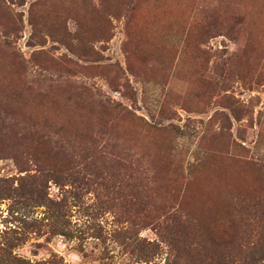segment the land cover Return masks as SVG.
<instances>
[{
	"label": "rangeland",
	"instance_id": "rangeland-1",
	"mask_svg": "<svg viewBox=\"0 0 264 264\" xmlns=\"http://www.w3.org/2000/svg\"><path fill=\"white\" fill-rule=\"evenodd\" d=\"M263 192L264 0H0V264H191L166 214Z\"/></svg>",
	"mask_w": 264,
	"mask_h": 264
},
{
	"label": "trees",
	"instance_id": "trees-1",
	"mask_svg": "<svg viewBox=\"0 0 264 264\" xmlns=\"http://www.w3.org/2000/svg\"><path fill=\"white\" fill-rule=\"evenodd\" d=\"M140 213L144 220L151 218L147 212ZM231 216L237 219V225L232 224L233 220L218 231L211 229L210 239L204 241L203 235H198L194 226L181 219L179 212L167 213L163 219L177 220L172 223L171 236L176 262L187 256L185 260L191 264H264V192Z\"/></svg>",
	"mask_w": 264,
	"mask_h": 264
}]
</instances>
